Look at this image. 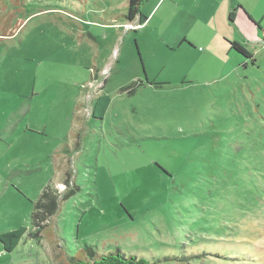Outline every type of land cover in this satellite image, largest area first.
<instances>
[{"label":"rangeland","instance_id":"rangeland-1","mask_svg":"<svg viewBox=\"0 0 264 264\" xmlns=\"http://www.w3.org/2000/svg\"><path fill=\"white\" fill-rule=\"evenodd\" d=\"M162 2L139 26L125 18L128 0H0V233L27 229L13 251L0 242V264L118 250L151 264H264L262 30L239 16L216 35ZM212 37L238 41L255 61L235 50L222 59L215 44L198 57ZM187 38L198 43L191 57L166 46ZM102 93L111 111L94 122ZM83 95L86 119L74 113ZM40 122L45 133L26 129ZM37 140L51 150L49 176L63 171L48 184L58 208L42 230L15 177L35 163ZM62 142L67 158L56 163Z\"/></svg>","mask_w":264,"mask_h":264},{"label":"crops","instance_id":"crops-1","mask_svg":"<svg viewBox=\"0 0 264 264\" xmlns=\"http://www.w3.org/2000/svg\"><path fill=\"white\" fill-rule=\"evenodd\" d=\"M161 1H163L162 2V4H163L167 0H157V3L152 7V9L149 13L144 10L145 4L143 3L141 5V11L148 18H150L153 10L156 8V6ZM261 1L262 2L260 3V2L255 1V0H171V3L173 4V6L177 7L176 12H180V13L185 14L187 16V18L189 17V20H191L193 18L196 22L197 21L201 22L202 24L208 26V28L211 30V32H214V30L216 29V31H217V33H215L216 35H218V34L224 35L225 34L223 32L222 28L229 21H231V22L235 21L236 22L238 20L239 16H247L252 25L256 24L257 26H259V28L262 30V35L264 37V29L261 25V22L263 19L262 17H264V0H261ZM257 11H260V12L257 13ZM134 20L138 21L139 26L142 25V24H140L138 17L135 18ZM149 21L150 20L147 19L146 22L143 24V26L145 24H147ZM216 35H215V37H216ZM224 36H226V35H224ZM218 38H220V37H218ZM218 38H217V40H215V42H213V39H214L213 37L210 40H208L206 42L207 46H206L205 51L203 52V54H199L200 56H198V57L207 58L208 55H205V53L208 50H210L211 54H212V50H213L214 44H215V46H218V49L220 50L219 55L221 57H223L222 59H228L231 52L234 51L233 49H231V46L229 45L230 41L218 40ZM185 40L186 39L175 40V41H172L173 43H169L166 46H167V48H170V50H172V51L182 50V52L184 53V55L186 57H191V54H192L191 52L197 53L196 44H198V43H196V41H194L192 39H188V38H187V40H190L189 41L190 43L189 42L187 43ZM136 46L139 49L138 44H136ZM140 50H142L141 47H140ZM140 50H138V52H139L140 59L142 61L141 54H143V52L141 51L142 53L140 54ZM250 51H251V49H250ZM253 58H254V54H253ZM143 65H144V63H143ZM143 69H145V66H143ZM144 74H145L147 79L150 78V77L148 78L149 74L147 73V70H146V73H144ZM140 79H142V78H139L138 80H140ZM141 81H143V79ZM180 81H182V83L193 82V81L188 80L187 75H184ZM102 94H105V93H102ZM85 98H86L85 95H83L81 98L77 97L78 102L76 103V109L74 112L75 116H76V118H79V117L83 118L84 117L83 119H86L87 117H89V118L91 117L92 119H94V122H95L96 118L93 116V113H92L94 103L91 107L90 115L88 114L86 117V115L82 114L83 113V103L85 101ZM111 102H112V100H111ZM111 102H110V104L107 108V111L105 113V116L103 118H105L106 115L108 114V112L111 111L110 110ZM100 121H102V120H99L98 122H100ZM41 126H43L42 129H41ZM35 127L36 128H33V127H29L27 125L26 129H30L29 131H32V132H34L33 129L38 131V132H41V133L46 132V129H45L46 126L44 125V123H41V122L36 123ZM24 134H26V133H24ZM63 138H61V139H63ZM22 139H23V136L21 135L20 138L18 139L19 144H23ZM16 140H17V138H15V141ZM0 141H2L1 136H0ZM71 141L74 142L75 140L71 139ZM67 143H68V141H67ZM37 145L39 146L38 147L39 153L38 154L35 153L36 154L35 155V163L27 164L26 166L20 165L16 171V174H15V177H18V176L21 177V179L17 182V185L23 186L24 189H22V190L24 192H22L17 187V185L15 186V184H13L12 181H10L7 184L9 186H12V184H13V186L18 191L22 192L21 194L25 195L30 200V202L32 204L38 199L39 195L41 194L43 189L49 184V182H52V180L55 176L58 177V175L60 173L62 174V172H63L62 170H61L62 172L58 171L57 175H56L55 171H52V174L49 176V154L51 155V150H46L45 146H43L44 144H40V141H38V140H37ZM59 146H61V148H57V150L52 153L53 154L52 160H55L56 163H61L63 160H65L67 158V155H63L61 157L59 156V154L63 151V148L67 147L66 143L62 142ZM20 159L21 158H19L18 160H20Z\"/></svg>","mask_w":264,"mask_h":264},{"label":"trees","instance_id":"trees-1","mask_svg":"<svg viewBox=\"0 0 264 264\" xmlns=\"http://www.w3.org/2000/svg\"><path fill=\"white\" fill-rule=\"evenodd\" d=\"M147 0H128V10L125 14L127 20H134L138 17L140 24H144L148 17L141 11V5ZM231 49L235 50L240 55L254 62L253 53L238 41L230 42ZM245 64V63H244ZM246 65V64H245ZM144 66V65H143ZM143 81L138 80L124 88L128 93H133L143 85ZM111 96L108 94L100 95L93 105V116L96 119H102L105 116L107 108L111 102ZM58 208V194L53 189L52 185H48L34 202L31 219L34 227L37 230H42L47 224L46 220L56 213ZM39 228V229H38ZM30 232L31 236L38 235V231ZM27 229L21 226L17 229H12L0 233V242L6 251H13L26 235ZM70 264H151L145 258L136 256H126L121 251L110 252L101 255L99 258L92 260L71 258Z\"/></svg>","mask_w":264,"mask_h":264}]
</instances>
